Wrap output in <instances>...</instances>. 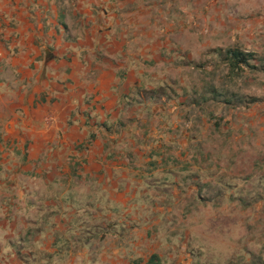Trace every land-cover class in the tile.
<instances>
[{
    "label": "crops",
    "instance_id": "crops-1",
    "mask_svg": "<svg viewBox=\"0 0 264 264\" xmlns=\"http://www.w3.org/2000/svg\"><path fill=\"white\" fill-rule=\"evenodd\" d=\"M226 33L264 41V0H0V264L192 263L186 241L148 228L132 241L103 222L80 232L68 198L45 196L50 221L40 210L46 192L74 200L106 180L186 172L190 122L153 82L170 86L169 54L190 36L225 50ZM188 208L184 195L168 206L174 224Z\"/></svg>",
    "mask_w": 264,
    "mask_h": 264
},
{
    "label": "rangeland",
    "instance_id": "rangeland-1",
    "mask_svg": "<svg viewBox=\"0 0 264 264\" xmlns=\"http://www.w3.org/2000/svg\"><path fill=\"white\" fill-rule=\"evenodd\" d=\"M205 38L210 37L194 34L186 49L169 54L175 60L170 86L160 79L153 82L156 94L177 97L190 122L186 172L131 176L119 187L106 180L104 190H84L74 200L71 189L46 192L40 210L44 221L57 212L52 205L45 206L46 195L55 202L68 198L78 210L80 232L103 222L112 234L132 241L148 228L174 243L186 241L191 264H264V70L245 69L235 76L216 54V43L202 44ZM219 38L222 48L250 50L256 56L254 63L264 65V41L259 36L240 34L232 41L226 33ZM117 193L122 195L119 200ZM183 195L191 219L174 224L168 206L172 208ZM27 223L16 225L28 229L32 225ZM22 234H15L9 243L16 255L25 245Z\"/></svg>",
    "mask_w": 264,
    "mask_h": 264
},
{
    "label": "trees",
    "instance_id": "trees-1",
    "mask_svg": "<svg viewBox=\"0 0 264 264\" xmlns=\"http://www.w3.org/2000/svg\"><path fill=\"white\" fill-rule=\"evenodd\" d=\"M216 54L221 57L222 61L225 62L230 73L238 76L245 69H260L264 70L263 64H255L256 61L255 53L252 51H245L236 47L226 48L222 50L216 49ZM226 103H230V100H225ZM155 256L152 257L149 264L154 263Z\"/></svg>",
    "mask_w": 264,
    "mask_h": 264
},
{
    "label": "water",
    "instance_id": "water-1",
    "mask_svg": "<svg viewBox=\"0 0 264 264\" xmlns=\"http://www.w3.org/2000/svg\"><path fill=\"white\" fill-rule=\"evenodd\" d=\"M49 51H48V49L46 50V54L48 53Z\"/></svg>",
    "mask_w": 264,
    "mask_h": 264
}]
</instances>
